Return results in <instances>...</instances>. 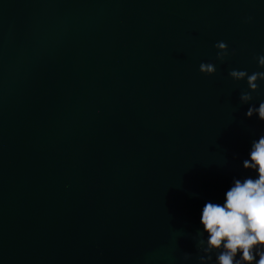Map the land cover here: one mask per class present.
Segmentation results:
<instances>
[{
	"label": "water",
	"instance_id": "95a60500",
	"mask_svg": "<svg viewBox=\"0 0 264 264\" xmlns=\"http://www.w3.org/2000/svg\"><path fill=\"white\" fill-rule=\"evenodd\" d=\"M259 55L264 0H0V264H200Z\"/></svg>",
	"mask_w": 264,
	"mask_h": 264
},
{
	"label": "clouds",
	"instance_id": "9594fccd",
	"mask_svg": "<svg viewBox=\"0 0 264 264\" xmlns=\"http://www.w3.org/2000/svg\"><path fill=\"white\" fill-rule=\"evenodd\" d=\"M214 47L218 50L216 59L224 62L229 55L228 45L217 42ZM231 54L235 55V50ZM255 59L258 67L264 68V55ZM199 71L213 75L216 67L212 63H201ZM229 76L235 81L246 79L249 91H242L239 96L245 104L253 99L252 93L258 91V81H264V71L249 75L245 70L233 69ZM245 115L247 118L258 115L259 120L264 121V101L258 107H248ZM242 166L254 171L256 178H234L222 203L209 201L203 206L200 235L206 233L207 238L199 241L203 253L199 257L200 264L212 261L213 253H216L215 264H264V135L252 141L249 158L243 160Z\"/></svg>",
	"mask_w": 264,
	"mask_h": 264
}]
</instances>
